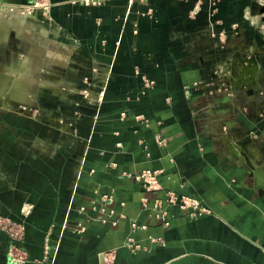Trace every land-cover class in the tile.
Instances as JSON below:
<instances>
[{
    "label": "crops",
    "instance_id": "1",
    "mask_svg": "<svg viewBox=\"0 0 264 264\" xmlns=\"http://www.w3.org/2000/svg\"><path fill=\"white\" fill-rule=\"evenodd\" d=\"M32 1L0 0L5 107L24 109L4 121L0 215L24 224L26 264H264V45L243 5L220 0L219 41L197 0H54L9 18ZM169 192L210 212L170 207L166 227L151 206ZM11 246L0 231V264H16Z\"/></svg>",
    "mask_w": 264,
    "mask_h": 264
},
{
    "label": "rangeland",
    "instance_id": "2",
    "mask_svg": "<svg viewBox=\"0 0 264 264\" xmlns=\"http://www.w3.org/2000/svg\"><path fill=\"white\" fill-rule=\"evenodd\" d=\"M201 1V6H204L203 12L205 14V17L208 19V24H210L211 26H213V30H214V35L218 38L219 41H221V39L223 37H230L229 34H227V31L224 30V20L221 17V2L220 0H197V2L199 3ZM36 2H39L41 5L44 3L45 6H47V8H45L43 11L46 14L50 13V6H52V2H54V0H34L32 1L30 4H34ZM86 4H99L101 3V0H85ZM238 3L239 5H243L241 7L238 8L237 7V12L242 14V17L244 20L247 19V21L249 22V26H250V31L255 34V35H260L258 36V40L260 39L264 45V40H262L264 38V0H231L230 3ZM220 4V5H219ZM237 4V5H238ZM261 4V5H260ZM7 7L8 11H9V18L12 17V14H17V13H21L23 15L25 14H32L35 11L32 12L31 9H29L30 7L28 6H20L18 4H9ZM6 7V8H7ZM236 9V8H235ZM253 12V14H252ZM250 13V15L248 14ZM235 12L234 10H231L230 13V20L231 21H235L237 18H235ZM252 15V16H251ZM48 16V15H47ZM257 17L259 18L258 22L254 20V18ZM15 24V23H14ZM10 25V24H9ZM14 27V26H13ZM12 27V28H13ZM236 26H230V30H235ZM235 33H237L236 35L239 36L238 30L234 31ZM235 35V34H234ZM235 35V36H236ZM260 37V38H259ZM11 46L13 49L18 50V39L15 35V31L13 30L11 33ZM262 45V44H261ZM17 65V64H16ZM9 66H12V64H10ZM219 76V74H218ZM1 79V78H0ZM242 79V78H241ZM11 79L10 78H6L5 84L1 85L0 84V153L3 151L4 148V139H3V133H4V121H6L7 123H9L10 120H13V118L9 119V114L11 116L14 115H18L19 113H23L24 109L21 108L19 106L18 103L14 102L15 106L14 107H5V99H10L11 94L8 90V87H10L11 85ZM241 81H244V79H242ZM6 88V90L4 91L2 89V87ZM220 93H224V91L219 90L213 93L214 96H218V94ZM250 93V92H249ZM7 108H9V111L6 110ZM31 109V108H30ZM33 109V108H32ZM33 114V110L30 111L28 109V114L30 115ZM1 157V156H0ZM1 163V160H0ZM0 231L5 232L11 242H12V246L10 247L9 250V257H10V261H12L13 263L16 264H26L29 260L28 255L26 252H24L21 248H20V243L24 240V236H25V226L22 223L16 222L12 219L9 218H5L3 216L0 215Z\"/></svg>",
    "mask_w": 264,
    "mask_h": 264
},
{
    "label": "built area",
    "instance_id": "3",
    "mask_svg": "<svg viewBox=\"0 0 264 264\" xmlns=\"http://www.w3.org/2000/svg\"><path fill=\"white\" fill-rule=\"evenodd\" d=\"M46 1V0H44ZM39 2L32 4V9H39V8H47L43 3L41 6ZM158 143L160 145H165L166 141L162 138L158 139ZM136 179L143 183L144 188L146 191L151 192L155 190H159L161 187L158 182V172L152 170H145L142 171L141 174L136 176ZM147 202V200H144ZM170 207H178L181 211L188 213V214H195V215H203L207 214L210 211L202 204V202L192 196L188 195H180L175 192H169L166 195V198L163 200H157L151 206L152 213L154 217L161 221L162 224L166 227H169L171 224L172 215L168 208ZM132 228L134 230H141L146 229L145 225H139L137 223H132ZM84 228L82 227L81 230ZM105 264H113L111 261H107Z\"/></svg>",
    "mask_w": 264,
    "mask_h": 264
},
{
    "label": "bare ground",
    "instance_id": "4",
    "mask_svg": "<svg viewBox=\"0 0 264 264\" xmlns=\"http://www.w3.org/2000/svg\"><path fill=\"white\" fill-rule=\"evenodd\" d=\"M40 6H41V5H40ZM28 7H30L29 9H31L32 12L37 10V9H32V7H33L32 4H29ZM33 8H35V7H33ZM39 9H43V10H44L45 8H39Z\"/></svg>",
    "mask_w": 264,
    "mask_h": 264
},
{
    "label": "water",
    "instance_id": "5",
    "mask_svg": "<svg viewBox=\"0 0 264 264\" xmlns=\"http://www.w3.org/2000/svg\"><path fill=\"white\" fill-rule=\"evenodd\" d=\"M263 10H264V7H263Z\"/></svg>",
    "mask_w": 264,
    "mask_h": 264
}]
</instances>
